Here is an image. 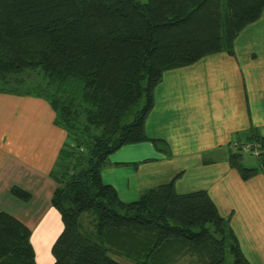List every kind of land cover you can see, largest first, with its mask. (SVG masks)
<instances>
[{"label":"trees","instance_id":"1","mask_svg":"<svg viewBox=\"0 0 264 264\" xmlns=\"http://www.w3.org/2000/svg\"><path fill=\"white\" fill-rule=\"evenodd\" d=\"M263 11L264 0H0V94L45 100L67 134L49 173L62 223L54 264H226L227 254L230 264H250L205 190L176 193L180 174L123 202L101 171L129 144L150 141L170 155L144 129L163 73L233 54ZM244 154L232 148L227 158L242 180L264 173V153L255 157L260 169L245 167ZM10 193L30 199L17 187ZM30 235L0 212V264H36Z\"/></svg>","mask_w":264,"mask_h":264},{"label":"crops","instance_id":"2","mask_svg":"<svg viewBox=\"0 0 264 264\" xmlns=\"http://www.w3.org/2000/svg\"><path fill=\"white\" fill-rule=\"evenodd\" d=\"M153 98L145 134L164 140L170 155L150 141L125 145L109 155L103 183L132 202L180 174L176 193L205 190L249 263L264 264V173L242 180L227 162L234 139L264 134V11L235 39L233 54H210L165 71ZM2 101L23 113L19 125L0 127V212L30 229L36 264H54L51 247L62 223L50 205L56 185L49 173L67 134L54 125L45 100L0 94ZM12 187L28 192L29 201L15 199Z\"/></svg>","mask_w":264,"mask_h":264},{"label":"rangeland","instance_id":"3","mask_svg":"<svg viewBox=\"0 0 264 264\" xmlns=\"http://www.w3.org/2000/svg\"><path fill=\"white\" fill-rule=\"evenodd\" d=\"M23 113L22 107L13 104H5V102H0V127L4 126H17L20 124L21 114ZM243 165L248 168H258L260 169V162L252 155L244 154L243 155ZM92 214V213H89ZM230 222V221H229ZM230 224V223H229ZM187 258L181 259L175 264H187ZM231 256L226 255V264L231 263ZM121 264H132L128 260L120 258Z\"/></svg>","mask_w":264,"mask_h":264},{"label":"built area","instance_id":"4","mask_svg":"<svg viewBox=\"0 0 264 264\" xmlns=\"http://www.w3.org/2000/svg\"><path fill=\"white\" fill-rule=\"evenodd\" d=\"M232 148H240L245 154H250L254 157H259L264 153V134L259 136V139L255 142H247L243 139H234L230 143Z\"/></svg>","mask_w":264,"mask_h":264}]
</instances>
